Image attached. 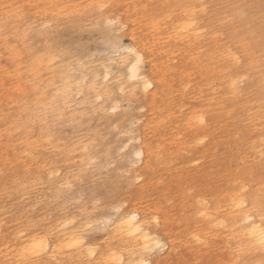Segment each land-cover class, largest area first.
<instances>
[{
	"label": "bare ground",
	"instance_id": "6f19581e",
	"mask_svg": "<svg viewBox=\"0 0 264 264\" xmlns=\"http://www.w3.org/2000/svg\"><path fill=\"white\" fill-rule=\"evenodd\" d=\"M248 1L264 31V0ZM83 22L105 40L115 23L109 54L58 60L57 28ZM215 40L197 0H0V264H264L262 54L242 64ZM242 68L261 72L251 98ZM124 104L144 112L125 114L138 145L123 140L119 161L135 162L115 188L114 170L94 177L115 161L108 111ZM75 185L85 202L69 208ZM115 189V217H91ZM98 225L104 241L86 243L83 229Z\"/></svg>",
	"mask_w": 264,
	"mask_h": 264
},
{
	"label": "rangeland",
	"instance_id": "374dc122",
	"mask_svg": "<svg viewBox=\"0 0 264 264\" xmlns=\"http://www.w3.org/2000/svg\"><path fill=\"white\" fill-rule=\"evenodd\" d=\"M200 8L204 9V19L208 23V30L211 31L214 34L215 40V48L220 47L221 49L226 50H238V55L240 56V61L242 64L245 62H250L253 60H256L257 56L259 54H262L261 63L263 66H261V69L264 70V31L262 29H254V25L251 22H248L249 14L247 13V6L249 5L248 0H197ZM186 2V1H185ZM183 2V3H185ZM182 3V0H181ZM172 7H175L174 10L171 11V13H175L178 11L177 5H173ZM170 7V8H172ZM176 10V11H175ZM235 15H239V18L243 19L242 23L237 22V20L234 18ZM250 19V18H249ZM243 24V25H242ZM107 30V39L110 41V35L114 32L116 29L115 23H109L106 25ZM49 27V26H48ZM98 32L96 27L91 26V24L87 22L80 23L79 25H71L70 23H63L57 28V36L59 41L62 44V48H65L62 56L59 57L58 60H61V58L68 57L71 55L78 54L79 52L82 54V58L84 61H88V59H102L104 56L109 54L110 48L112 49L110 42L105 43V41H108L107 39H102L105 36ZM124 44L130 45V42L126 39L123 41ZM260 51L258 55H256V52ZM34 52L30 51V54H33ZM102 56V58H101ZM106 58V56H105ZM105 58H103L105 60ZM99 59V60H100ZM96 63V62H95ZM243 69V68H242ZM244 70V69H243ZM254 71H243V74L241 76L242 81L239 83L240 92L242 94L243 98H251V92L254 90L255 84L258 80L259 75L261 74L260 71L257 70V72ZM191 79L194 82H198L201 79V76L199 72L193 70L191 71ZM218 91L221 93L222 90L220 88H217ZM76 99V97H74ZM123 106V105H122ZM127 106L124 104L123 107ZM122 109H117L115 111L109 112V114L112 115V120L108 125L109 130V138H107V141L114 145V151L116 152L113 154L114 156V163L109 165L106 168L105 164H101L99 167L100 172L95 175L94 179L96 181H103L104 177L108 174H112L111 170H114L116 172L115 176L111 179V184L115 186V188H118L120 185V179L123 176V172L125 171V165L129 164V162L134 163L135 157L133 155H130V158L124 160L123 163L119 161V157L124 155L128 149H123V140L127 137H130L131 139L128 142V147L130 150L134 149L138 145V141L134 137V133L132 135L128 136V130L129 125L128 121L126 120L125 114L128 113L129 116H133L135 121L139 118V116L144 111L137 110L136 112H132L127 107ZM127 109V111H126ZM130 111V113H129ZM143 119L141 118L138 121V124L142 123ZM100 120L93 119L91 122V126L93 128H96L99 126ZM54 127H62V123L60 120H56L53 122ZM78 124V127H75L73 129H70L67 132V136L71 137L72 139L80 135L82 132L79 129V126L81 125V121L78 120L76 122ZM106 142V141H105ZM106 145V144H104ZM223 152L222 146H219L218 148L213 150L214 155H219ZM134 168L137 166H133ZM216 167H214V170ZM213 182L212 185L214 186V183H218L217 179L215 180V174H212ZM71 191V197L80 199L76 200L74 203L70 204L69 208H73L76 205L83 206L85 202V196L86 193L83 191L82 187L75 185L72 187ZM120 194L115 190L109 192L107 194V198L105 201L95 199V206L96 209L92 211V216L94 218L98 217H106L107 219L111 220L115 217L116 213L114 210H112L109 206V204H112L119 198ZM95 198H98V196H95ZM12 203H15V200L13 197L9 198ZM8 198L5 197V200L9 201ZM8 204H11L10 202ZM56 211V210H55ZM60 212V211H57ZM56 212L50 211L47 214V219L51 220L56 216ZM31 215H34V217L40 216V212L37 208L31 212ZM90 217V218H91ZM103 229V230H102ZM83 236L84 241L86 243H102L105 239V230L102 226L98 225L96 228L93 226H89L87 229H83Z\"/></svg>",
	"mask_w": 264,
	"mask_h": 264
},
{
	"label": "snow or ice",
	"instance_id": "6c2138e0",
	"mask_svg": "<svg viewBox=\"0 0 264 264\" xmlns=\"http://www.w3.org/2000/svg\"><path fill=\"white\" fill-rule=\"evenodd\" d=\"M117 44H118V41H117ZM139 62V61H138ZM145 90L147 91V89L151 88L152 87V84L150 82H148L147 80H145ZM115 111V109H114ZM132 219L135 220V216L133 215L132 216ZM159 247H162V245H160L159 243H157V248ZM141 264H148V261H141Z\"/></svg>",
	"mask_w": 264,
	"mask_h": 264
}]
</instances>
